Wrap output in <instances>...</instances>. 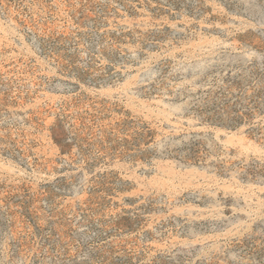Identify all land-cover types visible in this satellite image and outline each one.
<instances>
[{
    "label": "rangeland",
    "instance_id": "374dc122",
    "mask_svg": "<svg viewBox=\"0 0 264 264\" xmlns=\"http://www.w3.org/2000/svg\"><path fill=\"white\" fill-rule=\"evenodd\" d=\"M0 264H264V0H0Z\"/></svg>",
    "mask_w": 264,
    "mask_h": 264
}]
</instances>
